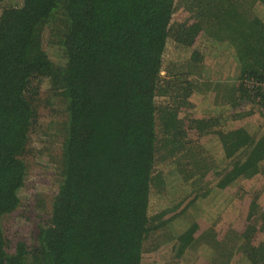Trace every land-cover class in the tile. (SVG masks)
I'll return each mask as SVG.
<instances>
[{"label": "trees", "instance_id": "obj_1", "mask_svg": "<svg viewBox=\"0 0 264 264\" xmlns=\"http://www.w3.org/2000/svg\"><path fill=\"white\" fill-rule=\"evenodd\" d=\"M8 1L0 0V264H143L145 242L161 230L179 261L200 243L192 264H264V135L249 129L264 114V0ZM206 37L227 44L240 73L227 86L229 117L188 114L192 83L162 82L165 64L188 61L179 52L206 59ZM56 104L64 120L55 192L35 231L11 246L3 220L21 205L39 111ZM163 150L194 190L152 207L153 187L167 179L155 169ZM240 180L255 184L227 221L217 199ZM190 207L198 216L176 231Z\"/></svg>", "mask_w": 264, "mask_h": 264}, {"label": "rangeland", "instance_id": "obj_2", "mask_svg": "<svg viewBox=\"0 0 264 264\" xmlns=\"http://www.w3.org/2000/svg\"><path fill=\"white\" fill-rule=\"evenodd\" d=\"M8 4L19 5L21 1L9 0ZM47 33L48 31H46L44 36L47 37ZM205 43L208 45L203 50V53L206 54V59L201 64L189 62V54H186V58L185 54L183 55V53L179 52L177 57L180 59H188V61L185 60L177 64H165L161 72L162 82L163 84H174L175 81L179 83L180 80L186 79V81L192 83L191 88L193 92L190 96L191 100L201 98L202 102L198 106V109L194 103L195 107L193 106L194 108L192 107L193 109L188 114H206V116L223 114L224 116H228L232 112L230 106L226 107L224 105L223 99L231 91L228 90L226 84H233L237 81L236 78L239 73L238 67L234 64V60L229 56L227 50L223 53L224 55L220 54L224 47L223 45H227L225 42H214L211 38L206 37L199 47L204 46ZM219 54L220 56L218 57ZM208 86L209 88H207ZM171 91L172 89H170ZM44 99L46 100V98ZM170 100L169 97L163 96L156 98L158 104L167 103ZM243 109L250 110L251 106H245ZM58 110L59 106L56 104L54 107L46 106L39 111L37 121L38 130L32 134L33 139L29 149L32 152L29 155V166L31 168L29 170L28 180L20 191L21 205L16 211L5 216L3 220L5 234H7V239L11 246H14L21 239L28 238L35 231L39 213L45 214L50 207V200L56 187L55 178L58 175L55 168L57 162L55 158L59 155V139H61L59 138L60 135L57 134L56 136L55 133L59 130V123L61 127V122L64 120V116ZM198 110L200 111L199 113H197ZM258 113L257 115L260 118L256 119V122L253 120L254 124L250 127H252L253 131L258 132L257 135L261 137L264 135V114H261L263 113L262 111H258ZM48 150L53 155L52 159L48 155ZM165 152L163 150L157 154L155 169L158 172L164 173L167 178L166 184L162 189L153 187L151 192L152 207L163 206L164 204L171 206L179 203L194 190L192 184L182 179L180 172H178L176 165L173 163V159L168 158ZM204 157L206 158V156ZM175 158L179 161L187 160L184 158L181 159L180 155ZM191 159L195 158L193 157ZM187 161H190V159ZM207 180L210 181V178L207 177ZM254 184L251 181V186H249V183L247 184L246 182L245 184L243 180H240L228 192V196L226 195L227 193H223L222 199H217V202L220 201L218 204L220 214H227L224 215L225 220L229 221L238 214L240 195L244 193L243 191L245 189L249 190L251 187H254ZM197 216V211L190 207L174 223L173 228L176 231H181L187 228ZM153 234L145 242L143 264H192L193 258L198 257L199 254H203L206 249V246H201L200 243H197L195 247L189 249L184 259L179 261L180 259L174 258L172 253L171 248L173 244L165 242L167 230L166 232L161 230ZM149 245H151V249ZM206 252L209 253V250ZM240 262L241 264L245 263L242 256L236 258L234 264H239Z\"/></svg>", "mask_w": 264, "mask_h": 264}, {"label": "crops", "instance_id": "obj_3", "mask_svg": "<svg viewBox=\"0 0 264 264\" xmlns=\"http://www.w3.org/2000/svg\"><path fill=\"white\" fill-rule=\"evenodd\" d=\"M226 47V46H225ZM228 51V50H227ZM229 52V51H228ZM224 52H223V50H221V53L220 54H222V55H224L223 54ZM220 54L218 55V57L220 56ZM229 56L231 57V53L229 52ZM233 59V58H232ZM231 59V60H232ZM234 64H236V61L234 60ZM239 71V70H238ZM239 75H240V73H238V77L236 78V80H239L238 78H239ZM232 83H227L226 84V86H229V87H231V86H233V85H231ZM194 102H195V105H196V107H197V109H198V106H200V103L202 102V99L201 98H197V99H195V100H193ZM229 101V98H228V96H224V99H223V103H224V105L226 106V107H228L229 105H228V102ZM200 111L198 110V112L197 113H199ZM230 115V114H229ZM229 115L228 116H225V117H229ZM194 116H196V117H198V116H206V114H204V115H202V114H196V115H194ZM251 126H253V125H251ZM250 127V126H249ZM251 131H253V129H252V127H250L249 128ZM254 133V132H253Z\"/></svg>", "mask_w": 264, "mask_h": 264}, {"label": "built area", "instance_id": "obj_4", "mask_svg": "<svg viewBox=\"0 0 264 264\" xmlns=\"http://www.w3.org/2000/svg\"><path fill=\"white\" fill-rule=\"evenodd\" d=\"M251 85H253V84H251Z\"/></svg>", "mask_w": 264, "mask_h": 264}]
</instances>
